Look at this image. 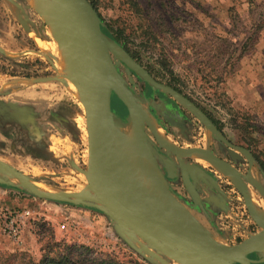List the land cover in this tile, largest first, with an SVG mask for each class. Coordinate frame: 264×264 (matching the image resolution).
Segmentation results:
<instances>
[{
    "label": "rangeland",
    "instance_id": "obj_1",
    "mask_svg": "<svg viewBox=\"0 0 264 264\" xmlns=\"http://www.w3.org/2000/svg\"><path fill=\"white\" fill-rule=\"evenodd\" d=\"M89 2L105 38L118 46L111 52L123 82L118 80L136 104L113 93L116 128L123 135L119 139L132 136L139 106L148 112L140 123L167 187L203 234L235 246L264 230L259 215L264 211V172L240 148L235 150L250 161L247 174L236 171L231 178L209 149H196L193 156L213 166L177 167V174L192 171L194 176L169 178L162 159L170 162V156L175 162L177 151L184 153L181 147H204L205 133L208 140L213 136L210 146L217 155L229 156L231 148L198 108L147 71L160 70L167 58L190 89L215 105L216 116L226 113L219 101L226 92L227 106L255 116L263 128L259 149L264 151V0ZM59 51L57 36L30 0H0V201L28 206L38 218L22 245L0 235V264H184L114 216L92 190L83 95L77 81L61 72ZM207 58L216 60L219 70L227 69L223 81L207 75L212 67ZM169 104L184 112L183 128L168 122ZM226 132L234 144L240 143L237 130L228 126ZM252 254L264 264V248Z\"/></svg>",
    "mask_w": 264,
    "mask_h": 264
},
{
    "label": "water",
    "instance_id": "obj_2",
    "mask_svg": "<svg viewBox=\"0 0 264 264\" xmlns=\"http://www.w3.org/2000/svg\"><path fill=\"white\" fill-rule=\"evenodd\" d=\"M59 1L77 23L88 46L86 52L89 71L83 74L81 89L89 126V160L86 172L89 184L102 201L93 193L114 216L124 220L128 227L167 256L176 252L190 257H201L217 264L258 262L259 260L252 259L249 255L264 245V230L235 246L220 244L209 235L206 237L195 234L176 221L158 216L103 168L102 160L108 149L107 136L113 131L122 133L116 128L112 110L113 92L128 105L136 107V104L120 83L123 78L112 58L111 52L118 46L105 38L98 23L100 18L92 4L89 0ZM11 171L16 173L13 169Z\"/></svg>",
    "mask_w": 264,
    "mask_h": 264
},
{
    "label": "bare ground",
    "instance_id": "obj_3",
    "mask_svg": "<svg viewBox=\"0 0 264 264\" xmlns=\"http://www.w3.org/2000/svg\"><path fill=\"white\" fill-rule=\"evenodd\" d=\"M30 2L49 23L57 36L60 45L61 72L66 77L76 80L82 89L83 74L85 71H89L88 53L86 52L88 46L77 23L59 0H30ZM137 113H140L137 119L138 123L132 129L133 134L128 140H120L119 138L123 135L117 131H113L107 136L108 149L102 160L103 168L129 193L152 208L158 216L176 221L193 233L208 237L206 231L203 234L191 213L167 187L164 173L149 148L143 134V125L140 123L143 117H147L148 112L142 113L138 106ZM203 116L206 122L211 125V121L204 114ZM151 123H154V120H151ZM210 133L209 131L208 134ZM217 133L220 135L218 130ZM177 152L181 155L180 151ZM210 157L222 163L218 164V167L226 175L231 178L235 177L236 169L223 163L215 156L210 155ZM92 190L94 189L92 188ZM259 215L264 218V211L259 212ZM260 248L263 249L264 245ZM170 257L184 264H217L201 257H190L176 252L170 253Z\"/></svg>",
    "mask_w": 264,
    "mask_h": 264
},
{
    "label": "trees",
    "instance_id": "obj_4",
    "mask_svg": "<svg viewBox=\"0 0 264 264\" xmlns=\"http://www.w3.org/2000/svg\"><path fill=\"white\" fill-rule=\"evenodd\" d=\"M225 40L227 41V39ZM130 54L131 56H133L135 60L139 62V60L134 54L132 53ZM207 59L208 60L205 63L209 64V66L207 65L205 66L207 67L212 66L207 72V75L210 76L214 75L218 83L220 81H223L224 80L223 74L225 73L224 71L227 69L219 70V68L216 65V60L211 61L212 60L211 58H207ZM167 61H168L167 58L162 59L160 66L161 69L156 71L155 73L153 72L152 74V71H150L148 68L147 71L151 73V75L157 82H160L162 84L171 87L172 89L180 93L182 96H184L191 103H193L197 108H199L203 114L205 113L204 115H206L211 120V122L217 127V129L222 133V135L226 136V129L228 126L231 129L237 130L241 135V144H239L238 146L247 150L251 154L255 162L264 172V151L259 149L260 136L263 133V128L255 119V116H252L248 112H242L240 110H236L232 105L227 106V103L228 102L230 103L231 100L226 92L220 94L221 97L219 96L220 104L222 106L224 105L223 107H227L225 109L226 113L223 114L224 117L221 114L220 116H216L215 113L218 112V110L215 108V105L210 104V102H207L208 99L202 97L195 90L190 89L188 87V83L179 74L174 72V70L171 68L170 64ZM202 63L204 62H201V64ZM205 78H207V76H205ZM222 96L226 97L227 102L225 101V99H223L224 102L221 100ZM239 157L242 159L241 160L242 164L241 165L236 164V167L243 170L242 165L243 164L246 165L247 161L243 156L239 155ZM63 263L62 261L59 262L53 261L52 264H63Z\"/></svg>",
    "mask_w": 264,
    "mask_h": 264
},
{
    "label": "flooded vegetation",
    "instance_id": "obj_5",
    "mask_svg": "<svg viewBox=\"0 0 264 264\" xmlns=\"http://www.w3.org/2000/svg\"><path fill=\"white\" fill-rule=\"evenodd\" d=\"M153 74V73H152ZM155 76V75H154ZM158 79V78H157ZM160 83V82H159ZM114 93V92H113ZM113 98H114V94H112V102H113ZM113 104V103H112ZM194 105V104H193ZM195 106V105H194ZM196 107V106H195ZM197 108V107H196ZM112 109H113V105H112ZM199 109V108H198ZM200 110V109H199ZM166 111H170V116H166V113H164V115L166 116V118H167V120H168V122L172 125V126H179L180 128H183V126H185V116H184V112L181 110V109H179V107L178 106H172V105H170L169 104V106H167V108H166ZM165 111V112H166ZM201 111V110H200ZM205 114V113H204ZM206 116V115H205ZM207 117V116H206ZM208 118V117H207ZM138 119V118H137ZM137 119H136V122H137ZM209 119V118H208ZM210 120V119H209ZM211 121V120H210ZM212 123V122H211ZM213 124V123H212ZM214 125V124H213ZM215 126V125H214ZM216 127V126H215ZM185 129H187L186 127H185ZM216 129H217V127H216ZM218 130V129H217ZM205 132H206V130H205ZM218 132L220 133V136H222L223 138H225V139H227V141H228V143H229V146H230V148H231V152H230V154H229V156H226V157H223L222 155H217V153L214 151V149H213V147H211L210 146V144H211V140H212V138H213V136H212V138L210 139V140H208V138H207V135H206V133H205V135H204V137H202L203 139H204V143H205V146L204 147H200V148H197V147H195V148H191V147H186V148H184V147H181V149H184L183 151H184V153L183 154H179V153H177L178 154V157L176 156L175 157V162L173 161V159L169 156L168 157V159L170 160V162H166V161H163L164 163V167H163V169H164V171H166L167 172V174L169 175V178L171 179V180H184V178H185V176H190V177H193L194 176V172H192V171H189V173H187V175H185V174H177V167H183V168H191V166L190 165H195V163L196 164H200V165H203V167H208V166H213V165H211V164H204V163H202L201 161H199L198 160V158L197 157H195V156H193L196 152H197V150L198 149H209L210 150V152L211 153H213V155L215 156V157H217L219 160H221V161H223V162H225V163H227L229 166H232L234 169H236V171H238L239 172V174L240 173H243V174H247L248 173V171H249V168H250V161L248 160V158L246 157V154H244V153H242V152H240V151H238V150H235V148H240L241 150H243V151H245L249 156L251 155L247 150H245V149H243V148H241V147H239L238 145L239 144H241V139H240V143L239 144H234L230 139H228V137H227V132H226V136H224V135H222V133L218 130ZM189 136H191V137H193L194 139H196L195 137V134H189ZM220 143H221V146L223 145V147L222 148H224V144H225V141L224 140H221L220 141ZM197 149V150H196ZM186 151H188V152H186ZM237 154H239V155H241V156H243L244 158H245V160L247 161V164L246 165H242V168H243V170H241V169H239V168H237L236 167V164H238V165H241L242 163H241V158L239 157V155H237ZM232 157V158H231ZM251 157V159L253 160V162L254 163H256L255 162V160L253 159V157L252 156H250ZM193 159V160H192ZM185 160L186 161H189L188 163H189V165H187V163H185ZM257 164V163H256ZM258 165V164H257ZM259 166V165H258ZM245 168V169H244ZM192 169V168H191ZM261 169V168H260ZM262 170V169H261ZM230 184L231 185H234L232 182H230ZM242 242V241H241ZM252 259H256V260H259V259H257V258H255L254 257V255L251 253L250 255H249ZM254 264H258L257 262H255Z\"/></svg>",
    "mask_w": 264,
    "mask_h": 264
},
{
    "label": "built area",
    "instance_id": "obj_6",
    "mask_svg": "<svg viewBox=\"0 0 264 264\" xmlns=\"http://www.w3.org/2000/svg\"><path fill=\"white\" fill-rule=\"evenodd\" d=\"M34 210L28 206H9L0 201V235L12 243L22 245L37 221ZM66 225L62 224V228Z\"/></svg>",
    "mask_w": 264,
    "mask_h": 264
},
{
    "label": "crops",
    "instance_id": "obj_7",
    "mask_svg": "<svg viewBox=\"0 0 264 264\" xmlns=\"http://www.w3.org/2000/svg\"><path fill=\"white\" fill-rule=\"evenodd\" d=\"M204 158V157H203ZM206 160H208L209 162H211V160L210 159H207V158H205Z\"/></svg>",
    "mask_w": 264,
    "mask_h": 264
}]
</instances>
